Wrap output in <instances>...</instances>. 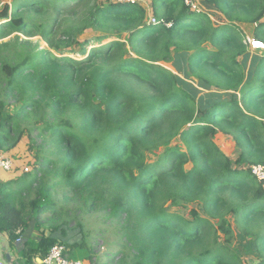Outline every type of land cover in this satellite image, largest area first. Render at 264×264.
Returning <instances> with one entry per match:
<instances>
[{"label":"trees","instance_id":"1","mask_svg":"<svg viewBox=\"0 0 264 264\" xmlns=\"http://www.w3.org/2000/svg\"><path fill=\"white\" fill-rule=\"evenodd\" d=\"M201 2L227 23L186 0H153L172 28H151L144 7L117 1L12 0L0 11V151L29 140L37 161L20 191L0 187V227L11 237L34 220L81 237L71 248L93 261L82 218L100 214L117 223L120 249L108 264H264V188L251 173L264 164V56L248 63L238 26L257 25L264 44V0ZM89 29L115 40L88 54L78 37ZM182 53V72L211 91L203 108L159 64ZM221 133L236 160L215 143Z\"/></svg>","mask_w":264,"mask_h":264},{"label":"rangeland","instance_id":"2","mask_svg":"<svg viewBox=\"0 0 264 264\" xmlns=\"http://www.w3.org/2000/svg\"><path fill=\"white\" fill-rule=\"evenodd\" d=\"M118 0H99L101 4H110L111 2H115ZM196 3L199 5L201 10L203 11V14L209 16L213 22L214 25L219 26L227 23V20L223 14H221L217 9L205 6L201 0H195ZM9 5L11 8L13 6L12 0H0V11L3 10V8ZM140 6L144 7L146 9V23L150 22L153 18H156L159 21H163L162 18L157 17L153 13V0H146L144 1ZM152 22V21H151ZM239 28L243 32V35H245V40L248 39H253L256 40L254 37V32L257 27L255 24H245V23H239ZM152 28V26H150ZM105 32L97 31L95 29H89L85 31L84 33L80 34L78 37V41L81 44H85L86 42L89 43L88 45V54L95 48H100L102 45H108L111 42H113L115 39L114 38H106L101 41H99V38H101L104 35ZM21 35V34H20ZM15 34L10 37L13 38ZM23 38H25L23 35H21ZM10 38L6 39L5 41L9 40ZM122 41L127 43L128 49L131 50V47L128 44V39L127 35L123 34L122 35ZM1 42V41H0ZM33 42L38 43L40 45V49H47L49 47L48 43H46L42 37L38 36L33 39ZM211 48V46H209ZM82 49V46L79 44H76L73 47V50L80 51ZM248 63H251L253 60V56L255 55H262L264 56V48H259V49H253L252 47L248 48ZM73 58L80 59L82 56L78 55V53H72L70 55ZM132 57H136L133 53L130 54ZM187 60H188V55L187 54H178L176 57L170 62V63H165L161 62L159 63L160 65L164 66L168 70L172 71L175 75H177L181 80H185L188 82L193 88H191L199 100L198 107L203 108L206 105L201 102V97L204 95H208L211 93L210 90L205 89L200 85L197 79L194 77H189V75H185L183 72L188 73L187 69ZM183 71V72H182ZM224 93V92H223ZM215 143L220 147V149L232 160H236L237 157L239 156V151L237 149L236 143L233 141L232 138L224 135V134H218L215 137ZM181 145V143H179ZM184 148V147H183ZM157 155H161L162 151H158L156 153ZM151 162H155V159H153ZM186 168L190 170L192 168V164H187ZM249 168V167H248ZM12 174L15 176V182L14 184L7 186L9 190L15 189V188H23L27 183H29L33 175L35 174V169H33L30 173L28 174H20L18 170L15 168L12 170ZM194 206H190L188 209H180L181 213H186L188 214L190 209L193 208ZM172 211H179V209L175 208L172 209ZM82 223L86 226L87 230V241L94 245V243H97V247L94 251V258H101V256L98 255V253L105 254L108 251H113L112 253H109L107 255H110L111 259L117 253L120 249L118 240V231H117V223H114L113 221H104L103 217L100 214H94L91 216H86L82 218ZM234 222V219L232 220V223ZM76 224H73L71 227H74ZM223 236V235H222ZM224 237V236H223ZM244 243H247L246 241H243ZM235 243H233L234 245ZM112 245H115V247H110ZM96 246V244L93 246ZM110 259V260H111ZM102 263V262H101Z\"/></svg>","mask_w":264,"mask_h":264},{"label":"crops","instance_id":"3","mask_svg":"<svg viewBox=\"0 0 264 264\" xmlns=\"http://www.w3.org/2000/svg\"><path fill=\"white\" fill-rule=\"evenodd\" d=\"M30 147V141L24 140L18 148L7 153V156L11 157L14 161V168L23 175L25 174L26 167L31 168L32 171L31 163H37L33 153L35 151H31ZM14 182L15 176L12 174V171H0V187L2 190L10 191L7 186L14 184ZM14 190L20 191L21 189L15 188ZM36 225L34 220H30L24 229L18 230L20 233L18 231L15 232L14 237H11L9 232L0 227V264H43V259L49 249L48 244L43 240L44 237H53L58 241H65L69 246H67L69 257L71 259L82 260L85 264H108L111 259L110 255L107 254L112 253L114 250L108 251L105 254L100 252L98 255L101 258L96 257L91 261V259L89 260L90 254L87 250L77 248L76 251H73L71 248L76 242H81V237L75 236L70 231L68 236L65 237L60 232L52 233L50 228H45L44 226L37 228ZM110 247H115V245ZM71 250L72 253L74 252L73 255L71 254Z\"/></svg>","mask_w":264,"mask_h":264},{"label":"built area","instance_id":"4","mask_svg":"<svg viewBox=\"0 0 264 264\" xmlns=\"http://www.w3.org/2000/svg\"><path fill=\"white\" fill-rule=\"evenodd\" d=\"M146 0H118L119 3L131 4V5H141ZM186 5L195 13L199 14L203 11L196 3L195 0H186ZM152 21V22H151ZM148 24L157 26L162 24L161 21L153 18ZM168 28L173 27V23H164ZM245 44L253 49L264 48V44L258 40L248 39L245 40ZM14 169V161L11 157L7 156L0 151V171L10 172ZM31 169L26 167L25 172H30ZM251 173L253 177L260 183L264 188V164H258L251 167ZM1 219V213H0ZM20 233V231H18ZM69 250L63 244L53 245L45 258L43 259V264H85L82 260L71 259L69 257Z\"/></svg>","mask_w":264,"mask_h":264},{"label":"clouds","instance_id":"5","mask_svg":"<svg viewBox=\"0 0 264 264\" xmlns=\"http://www.w3.org/2000/svg\"><path fill=\"white\" fill-rule=\"evenodd\" d=\"M203 13V12H202ZM202 13H199V14H202ZM162 22V25H165L164 23H166L167 21L166 20H163V21H161ZM149 22H147V25L148 26H152V27H155V26H153V25H149L148 24ZM173 23V26H174V22H172ZM161 25V24H160ZM157 26H159V25H157ZM166 26V25H165ZM31 169V168H30Z\"/></svg>","mask_w":264,"mask_h":264}]
</instances>
